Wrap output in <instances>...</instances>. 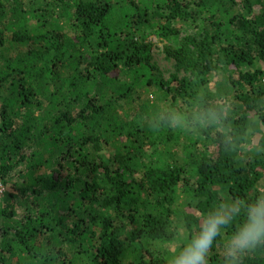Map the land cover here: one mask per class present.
<instances>
[{"label":"trees","instance_id":"trees-1","mask_svg":"<svg viewBox=\"0 0 264 264\" xmlns=\"http://www.w3.org/2000/svg\"><path fill=\"white\" fill-rule=\"evenodd\" d=\"M157 46L189 76L165 79ZM208 110L219 123L193 121ZM253 127L264 0H0V264H168L215 205L264 185Z\"/></svg>","mask_w":264,"mask_h":264},{"label":"clouds","instance_id":"clouds-1","mask_svg":"<svg viewBox=\"0 0 264 264\" xmlns=\"http://www.w3.org/2000/svg\"><path fill=\"white\" fill-rule=\"evenodd\" d=\"M220 118V113L208 110L195 115L193 121L210 124L219 123ZM165 120L173 129L184 125V118L178 113L167 115ZM228 140H231L230 135ZM246 143L247 152L264 156V134L255 127L246 134ZM251 191L252 198L233 197L221 201L203 215L198 229L186 244L171 254L168 264H209L208 257L214 242L241 217L242 222L236 223L234 230L223 241L220 250L222 264H244L247 256L259 248H264V185L257 183ZM182 232L178 228L175 238H180Z\"/></svg>","mask_w":264,"mask_h":264},{"label":"rangeland","instance_id":"rangeland-1","mask_svg":"<svg viewBox=\"0 0 264 264\" xmlns=\"http://www.w3.org/2000/svg\"><path fill=\"white\" fill-rule=\"evenodd\" d=\"M152 61L153 63L160 69L162 72V76L165 79H169L171 76L176 75L180 79L189 76L183 70V68L179 67L174 60L167 59L164 53L161 50L160 46H157L152 52ZM230 73L225 74H217L210 77L207 80L202 81V91H211L217 88L218 83H226L227 79L231 76ZM211 81V83H210ZM182 145L183 142H180L179 146H172L171 149L173 152L177 151L178 156L182 157ZM8 188L0 185V202L6 195Z\"/></svg>","mask_w":264,"mask_h":264}]
</instances>
